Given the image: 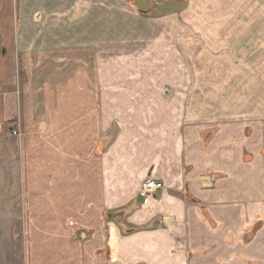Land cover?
<instances>
[{"label": "crops", "instance_id": "1", "mask_svg": "<svg viewBox=\"0 0 264 264\" xmlns=\"http://www.w3.org/2000/svg\"><path fill=\"white\" fill-rule=\"evenodd\" d=\"M105 1L19 9L15 61L32 95H48L30 106L29 90H0V140L14 119L22 134L11 159L7 142L0 155L2 173L17 165L12 191L33 225L27 264H264V133L248 136L241 120L187 136L183 102L162 88L183 73L106 71L104 30L79 22ZM149 177L165 187L145 203Z\"/></svg>", "mask_w": 264, "mask_h": 264}, {"label": "rangeland", "instance_id": "2", "mask_svg": "<svg viewBox=\"0 0 264 264\" xmlns=\"http://www.w3.org/2000/svg\"><path fill=\"white\" fill-rule=\"evenodd\" d=\"M130 1L106 0L100 6L103 14L79 20L104 30L106 71L183 73V79L170 80L162 88L169 101L183 102L180 116L187 136L200 125L211 139L230 122L239 130L241 120L254 127L248 136L264 133V32L255 31L264 0ZM20 7L22 0H0V90L18 93L23 87L30 91V106L37 99L45 107L48 95L43 90L32 95L34 82L15 61ZM68 66L73 70L80 65ZM18 73L20 79L15 78ZM16 121L2 129L3 135L8 133L3 143L10 159L22 135L13 134ZM3 143L1 139L0 148ZM13 164L2 173L0 155V264H27L26 239L33 225L21 221L23 208L12 191L19 183Z\"/></svg>", "mask_w": 264, "mask_h": 264}, {"label": "built area", "instance_id": "3", "mask_svg": "<svg viewBox=\"0 0 264 264\" xmlns=\"http://www.w3.org/2000/svg\"><path fill=\"white\" fill-rule=\"evenodd\" d=\"M13 134L21 135L20 128H13ZM164 187L165 185L162 181H158L152 177H149L144 181L140 190V194L142 195L144 202L148 203L156 195V192Z\"/></svg>", "mask_w": 264, "mask_h": 264}, {"label": "water", "instance_id": "4", "mask_svg": "<svg viewBox=\"0 0 264 264\" xmlns=\"http://www.w3.org/2000/svg\"><path fill=\"white\" fill-rule=\"evenodd\" d=\"M4 52H5V49H4Z\"/></svg>", "mask_w": 264, "mask_h": 264}]
</instances>
